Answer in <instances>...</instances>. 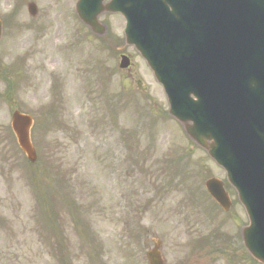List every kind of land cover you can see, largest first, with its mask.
I'll return each mask as SVG.
<instances>
[{
    "label": "rangeland",
    "instance_id": "rangeland-1",
    "mask_svg": "<svg viewBox=\"0 0 264 264\" xmlns=\"http://www.w3.org/2000/svg\"><path fill=\"white\" fill-rule=\"evenodd\" d=\"M75 1L0 0V264H149L155 239L166 264H256L226 173L168 115L123 19L103 15L96 37ZM15 110L34 117L35 167L11 134ZM211 178L231 194L225 215Z\"/></svg>",
    "mask_w": 264,
    "mask_h": 264
},
{
    "label": "water",
    "instance_id": "water-1",
    "mask_svg": "<svg viewBox=\"0 0 264 264\" xmlns=\"http://www.w3.org/2000/svg\"><path fill=\"white\" fill-rule=\"evenodd\" d=\"M103 1L85 9L80 3L79 18L103 36L106 31L98 17L106 11L124 15L126 44L135 46L163 85L170 115L227 171L250 220L243 231L245 245L264 264V0H196V9L205 13L199 14L193 37L178 18L164 11L165 3L174 10L179 0H112L107 6ZM29 10L37 14L34 4ZM157 15L165 17L161 23L156 18L162 37L148 34V28L157 23L147 17ZM128 66L123 57L121 68ZM32 125L31 116L14 113L12 128L18 144L28 160L36 163ZM207 189L229 208L221 182L211 180ZM154 244L147 254L150 264H165L162 244L157 240Z\"/></svg>",
    "mask_w": 264,
    "mask_h": 264
},
{
    "label": "flooded vegetation",
    "instance_id": "flooded-vegetation-1",
    "mask_svg": "<svg viewBox=\"0 0 264 264\" xmlns=\"http://www.w3.org/2000/svg\"><path fill=\"white\" fill-rule=\"evenodd\" d=\"M232 204H233V202H232ZM240 236H241V230H240Z\"/></svg>",
    "mask_w": 264,
    "mask_h": 264
}]
</instances>
